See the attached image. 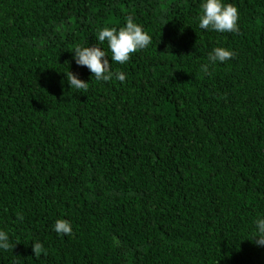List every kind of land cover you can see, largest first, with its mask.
I'll return each instance as SVG.
<instances>
[{
	"label": "trees",
	"instance_id": "obj_1",
	"mask_svg": "<svg viewBox=\"0 0 264 264\" xmlns=\"http://www.w3.org/2000/svg\"><path fill=\"white\" fill-rule=\"evenodd\" d=\"M204 2L0 0V264H264V0H222L239 33L199 28ZM129 16L151 44L92 79L75 49L111 63L97 33Z\"/></svg>",
	"mask_w": 264,
	"mask_h": 264
},
{
	"label": "clouds",
	"instance_id": "obj_2",
	"mask_svg": "<svg viewBox=\"0 0 264 264\" xmlns=\"http://www.w3.org/2000/svg\"><path fill=\"white\" fill-rule=\"evenodd\" d=\"M202 14L199 16V28L217 32L239 33L238 20L239 11L233 4H224L222 0H205L201 6ZM98 41L103 44L107 42L111 52V63L108 54L98 46L77 47L74 51V59L78 66L87 67L92 73V79L96 81L110 82L114 78L120 82L126 80L123 72L112 70V62L125 64L134 53L146 49L152 42L151 36L133 21L132 17L126 18V26L116 27L105 26L97 33ZM235 53L223 47H216L208 56V64L202 66L205 74L209 73V66L217 62L224 63L233 59ZM71 88L87 91L89 83L78 78V74L69 71L65 74ZM17 219L23 220V215L17 213ZM256 231L253 233V241L256 246H264V218L254 221ZM54 230L61 235H72V225L68 220L58 219L55 222ZM12 245L9 243L8 234L0 230V249L9 250ZM36 258L42 253L46 254L44 246L40 242L32 245Z\"/></svg>",
	"mask_w": 264,
	"mask_h": 264
}]
</instances>
